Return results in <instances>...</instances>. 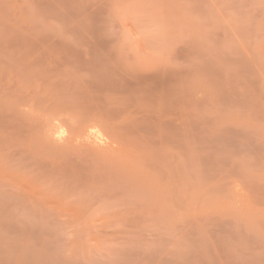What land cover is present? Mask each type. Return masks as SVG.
Here are the masks:
<instances>
[{"label": "bare ground", "instance_id": "obj_1", "mask_svg": "<svg viewBox=\"0 0 264 264\" xmlns=\"http://www.w3.org/2000/svg\"><path fill=\"white\" fill-rule=\"evenodd\" d=\"M0 9V140L10 144L17 137L15 144L24 146L23 154L37 157L47 186L65 196L62 202L69 195L78 207L144 208L154 212L158 222L168 221L166 216H170L172 225L203 216L208 218L203 225L210 228L209 215L214 220L215 215L208 209L206 213L186 207L188 158L201 160L203 146L236 150L263 144L260 139L253 141L258 146L252 144L250 137L252 126L264 129V31H260L262 27L252 31L255 11L251 0H0ZM255 40L261 52L257 58ZM258 129L254 132L257 138ZM2 141L1 149L7 146ZM3 171L0 169V207L31 208L37 216L48 204L61 208L58 198L48 199L47 192L46 197L36 186ZM258 191L256 197L260 194L263 200L264 188ZM189 209L193 215L198 211L202 215L198 212L193 217ZM57 211L49 212L54 224ZM65 217L68 222V215ZM222 218L226 217L216 220L219 226L212 224L213 230L225 221ZM227 220L223 223L226 228L231 224ZM183 224L178 228L188 226ZM236 238L229 240L241 250L239 245L254 243L245 240L238 244L241 240L236 243ZM262 248L258 250L263 254ZM225 249L223 256L231 253ZM243 251L245 255L250 250ZM188 252L187 256L192 255ZM253 252L245 256L235 252V260L243 256L246 262L254 257L251 262L257 264L259 258ZM261 257L259 264L264 263ZM220 259L211 261L220 264Z\"/></svg>", "mask_w": 264, "mask_h": 264}, {"label": "rangeland", "instance_id": "obj_2", "mask_svg": "<svg viewBox=\"0 0 264 264\" xmlns=\"http://www.w3.org/2000/svg\"><path fill=\"white\" fill-rule=\"evenodd\" d=\"M251 6L253 7V9L255 11V12H253V15L251 17V23L253 24L252 25V31H258L259 27L263 28V29L261 28L262 30H260V31H264V21H263V19H264V12H263L264 11V0H251ZM0 13H2L1 9H0ZM256 16H258V18ZM2 17H6V16L2 14ZM263 36H264V33H263ZM253 47H255L254 52L256 53V55L254 53V58H257L258 56L261 55V54H259L261 52L259 51L258 44L256 43V40L253 42ZM263 50H264V45H263ZM20 106L23 110V106L22 105H20ZM20 106H19V108H20ZM20 111H21V109H20ZM258 125L259 124H257V126ZM253 127H255V126H252L253 132L251 133L252 135L250 134L251 143L255 144V142H259V139H260V142H262L263 144H261V146L259 148H254L253 146L249 145L251 143L248 144L250 147H248V146L246 147V145H244L243 147L241 146L240 149H236V150H235V148H237V147H233L234 148L233 149L230 146L232 152L229 153L230 147H227V146L225 147L226 149H223L224 147H221V149L219 147V149H218V147L215 146L214 147L215 149H214L212 146H210V147L209 146H203V149L201 148V151H204V152H201L202 158H201V160H199L201 162H199L198 160H193V159H191L192 161H189L191 156L188 158L189 160L187 163L188 171H187L186 181H187V191L189 192V195L187 192L188 202H187L186 207H188V208L190 207V209H191V207L194 206V208L197 210L199 208H201L200 212L203 211L202 209H204V211H205V209L206 210L208 209L209 210L208 213L211 212L210 214L215 215V217H217V218L221 216V217H226L227 219L228 218L232 219V222H231V221H229V219L227 220L226 218H222L221 221L227 220V223L231 222V224L229 223V226L227 225V228L225 225H223V223L225 221L221 222V226L223 225L224 229L221 226L219 227L220 229L217 227V226H219V223H220L217 221H219V219L221 217L218 220H217V218L214 220L212 218L213 216L211 217L209 214H207L206 217H208V215H209V217L211 219H213L214 221L217 220L216 221L217 223H213V221H211V219L209 218V223L211 225H210V228L208 225H207L208 227H206V225L205 226L203 225V223H204L203 220L206 221V219H204L202 216V217H199L201 219L200 224H202V225H199L198 220H200V219L198 217L192 218V219L190 218L191 217L190 216L191 211L193 212V210H190V209H189L190 214H188L189 213V211H188L187 215L190 216L189 218L192 221H194L195 223L197 222L198 226H200V228L198 230H196L198 228L197 224L191 223L192 221L187 218L188 216L186 218L188 219V221L190 220V222H188L187 219L185 220V218H184L185 222L182 220L184 224L178 222L179 225L183 224L184 226L186 225V222H187L188 226H185L186 228L183 226L184 228L181 229L182 226H179L178 224L172 225L169 223L170 222L169 221L170 216H168V215L166 216L169 218V220H168L169 222L167 221V219L165 220V218H164V221H167L168 223H166V222L164 223V221H162V220H160L162 222H158L159 220L157 221L155 219V217H153L154 212L148 213L147 210H144V208L141 210V208L138 207L140 210L139 211V210H137L138 208L134 207V209H133L132 206H130V207L128 206L127 209L124 206L125 209H123V207H122V209H120V207H117V208L116 207H110V206L104 207V205L102 207L101 204H97L94 206L93 205H80V207H78V206H76L77 204L71 202L74 199V197H69V195H68V198L66 197L68 200L66 199L65 202H62V200L64 201V199H63L64 195L59 194V189L47 186V184H49V183L46 182L44 174L42 173V169L39 168V164L36 161L37 157L32 158L34 156H32L30 154L24 155L22 152L24 146L15 144L16 140L18 139L17 137H14L12 139V143H10V144L6 143L5 139L3 141L0 140V142L1 141L3 143L5 142L6 143L5 145L8 146L7 147V146L2 145V146H4L2 148V149H4V151H3L1 149V145H0V149H1L0 152H2V151L4 152V153H1V155H0V169L4 170L3 172H5V173L14 174V175L18 176L29 186H33V185L36 186L37 189H39L45 193L46 197L49 195L47 197L48 199H49V197L51 199H57L58 198L57 200L59 202V205L61 206V208L59 206H57V208L59 207L57 209V208H55L56 205L53 204L54 205V208H53V206L51 204H48L45 207L46 211H39L38 212L39 216H37L38 214L33 215L32 213H34V211L31 208H29L30 210H27L28 208H20V210H18L19 209L18 207H9L8 208V206L5 205L7 207L6 208L4 206H1L0 209H2V211H0V252H1L0 258H2V259L0 260V264H2V263L3 264H5V263L24 264V261H25V264H174L175 262H176L175 264H184V263H186V264H206V263L207 264H217L215 262L213 263L211 260L213 259V261H217L221 257H224L225 259H227L228 257L229 258L227 259L228 261L224 260V258H221L220 259L221 261L219 260L220 264H223V262H225V261L226 262L224 264H227V263L228 264L229 263L230 264H233V263L234 264H241V263L245 264L247 261H250L249 263L253 264V262H251V261H253L252 260L254 258L253 256H257V258L260 259V257L264 254V252L262 254V252L260 253V250H258V249L264 247V241H262L263 244L260 243L261 239L264 240V222H263L264 221V198H263V200H261L262 198L259 197L260 194H259V196H257L258 198L255 195V193L258 194V192H260L258 190H260L261 188H264V135H263L264 129L261 130L262 127L260 129H258L259 127L254 129ZM256 129H258L260 133L263 132L262 133L263 136L258 132L259 133L258 138L254 137V135L257 136L256 135L257 134ZM1 130H2V128H1ZM254 132H256V134H254ZM259 135H261V136H259ZM253 141H255V142L253 143ZM11 145L16 149L17 152L14 151L15 150L14 148H11L12 147ZM256 146H258V145H256ZM204 147H205V149H204ZM8 148L9 149L11 148L10 149L11 151ZM238 148H239V146H238ZM5 149H6V153H5ZM206 149L208 151L211 150L213 152H208V154H206V152H207ZM216 149H218V150H216ZM8 150H9V153L10 152L12 153L13 151L15 152V153L13 152V154H12L13 156L8 153ZM205 150H206V152H205ZM209 153H211V155ZM204 154H206L205 158L203 156ZM3 155H5V156H3ZM14 155H16L17 158L14 157ZM207 155H210V156H207ZM2 158H3V160H2ZM192 158H194V157H192ZM203 158H204V160H203ZM7 159H13L14 161L11 164V161L8 160L10 162L9 163L7 161ZM194 159H196V158H194ZM16 160H18L17 162L22 163L24 166H22V167L19 166V164L16 162ZM5 163L7 164L6 167H5ZM14 163H16V164L14 165ZM16 165L19 167V168L16 167L17 170L11 167V166H16ZM9 166H10V168H9ZM24 167H26V168H24ZM18 171H19V173H18ZM30 173H31V175H34V176L29 175ZM30 178H32V179H30ZM34 179H36V180H34ZM259 184H260V188L258 187ZM211 187H213V188H211ZM254 187H256L255 189H257V187L259 189L255 190ZM44 189H45V191H44ZM199 189H202V190L199 191ZM46 192L48 195L46 194ZM197 192L199 194H201V196L199 195L196 197L195 193L197 195ZM263 195H264V193H263ZM70 196H72V195H70ZM198 197L199 198L201 197V198L199 199ZM197 198H198V200H196ZM255 198H256V200L258 199V201H256ZM2 200H3V197H2ZM2 200H1V202H2ZM259 200H261V201H259ZM94 201H96V199ZM97 201H101V200H97ZM196 201H198V202H196ZM60 202H62V203H60ZM72 203L75 205H73ZM68 205H70V206H68ZM82 206L84 208H86L87 211H85ZM81 207H82V209H81ZM51 208H53V210ZM25 209H26V211H25ZM48 209H49V211H48ZM50 209L54 213H52V211ZM59 209H60V211H59ZM195 209H194V211H196ZM56 210H58L57 215H59L61 217L59 219V217L56 215L57 217L56 216H55L56 218L54 217V221L56 223L54 224L53 219H52L53 217L51 216V214L52 215L55 214ZM125 210H128V212ZM46 212L47 213L51 212V214L50 213L47 214ZM61 212H63L65 215H68V218H69V219L67 218L69 220L68 222H67V220L65 221V218L67 216L65 217V215H62ZM143 212H145V214ZM198 212H195V215ZM28 214H29V217H28ZM124 214L125 215L127 214L126 216H128V217L131 216V217L130 218L127 217V220H126V216H124ZM132 214L133 215L135 214V215L132 216ZM147 215H149V216L147 217ZM191 215L193 217L195 216L193 214H191ZM201 215H202V213H200L199 216H201ZM203 215L205 216L204 212H203ZM83 216H85V217H83ZM145 216L147 218L146 221H144L145 218H142ZM62 217H64V218H62ZM81 217L83 218V220L81 219ZM117 217H119L121 221H119V218H117ZM137 217L139 219H141V221ZM112 218H114L115 221ZM133 218H135V219H133ZM23 219L24 220L26 219L25 223L27 225L24 223V221L22 224L21 221ZM152 219L155 221H152ZM195 219H198V220L196 221ZM116 220H118V221H116ZM122 220H123L124 224H123ZM125 220H126V222H125ZM51 221L53 222L52 224H51ZM233 221L237 222V223H235L236 225L234 224ZM69 222L71 223V225H68V224H70ZM118 222H120L121 225H119ZM128 222L129 223L131 222V223L129 224ZM137 222H140V223H137ZM207 222H208V218H207L206 223ZM250 222H252V223H250ZM11 223H13V224H11ZM78 223H79V225H78ZM105 223H106V225H105ZM189 223L193 224L192 225L193 227H191L189 225ZM152 224H154V225H152ZM156 224L159 227L162 226L163 228L159 229V227ZM212 224H215V225L218 224L216 226V228H218V229L216 230L214 228V230H213ZM224 224H226V223H224ZM249 224H250V226H249ZM19 225H21V226H19ZM176 225H178V226L176 227ZM253 226H255V227L253 228ZM131 227H132V230H131ZM178 227H181V228H178ZM190 228L191 229L195 228V230H193V229L190 230ZM228 229L231 231L229 232ZM203 230L204 231L206 230L207 232L206 231L203 232ZM104 231H106V233ZM223 231L226 234H222V233H224ZM249 231H250L251 235L248 233ZM197 232L199 235L197 234ZM220 232L222 235L220 234ZM156 233L159 235H157ZM181 233H185V234H181ZM203 233L204 234L206 233V235L208 233L209 237H207L206 235H203ZM171 235H172V237H171ZM185 235H186V237H185ZM216 235H218V237ZM223 235L224 236L227 235L228 238L226 236L224 237ZM137 236H139V237H137ZM143 236H144V238H143ZM173 236L175 238H173ZM202 236L204 237V239H206V242L205 241L201 242L202 240H204L202 238ZM220 236H223L224 238H222ZM231 236H233V237H231ZM234 236L238 238V239L236 238L235 241L241 240V243L240 242L238 243L236 241V243H238V244H242V241L244 244L245 240L246 241L249 240L251 242H254V243H247L246 242L247 246L250 249L248 247H246V244H244L245 246L239 245V247L241 246V247H243V249L247 248L248 250H250V251H248V253L254 251L253 252L254 255L252 256L253 257L252 259L248 260V258H247V261L245 262L244 260L246 258L243 256L247 255L248 253H246L245 255H244V253L241 254L240 251H243V249L242 250H241V248L239 249L237 244H236V247L239 250L234 247L235 246L234 244L232 246V242L230 240L233 241L234 240L233 238H235ZM243 236H246V237L244 238ZM210 237H212V238H210ZM242 237L244 239H242ZM249 237H250V239H249ZM170 238H173V239H170ZM207 238L209 240H207ZM210 239L212 240V242ZM221 239H222V241H221ZM224 239H226V241H224ZM170 241H171V243H170ZM199 241L201 243H197ZM215 241L218 244H216ZM223 241L226 243H228L227 241L231 242L230 246H228V244H226V243L224 244ZM182 242H184V244ZM196 243H197V245H196ZM202 243L205 244V246H206L205 248L202 247L204 245V244L202 245ZM221 243H223V244H221ZM200 244H201V247L203 248L202 250H201ZM206 244L207 245L209 244L208 247ZM212 244L213 245L215 244V245L213 246ZM256 244L259 246V248H256V247H258V246H256ZM219 245H221V246H219ZM222 245H224L226 247L223 246V248L221 249ZM261 245H263V246L261 247ZM12 246L14 247V251L12 249L13 248ZM210 246L213 247V248L211 247L212 250L210 249ZM251 246L253 247V250H252ZM191 248L193 251L189 250ZM194 248H195V250H194ZM180 249H183V250H180ZM223 249H225L226 251H227V249L228 250L231 249L230 250L231 253L230 254L225 253V256H223V253L225 252ZM247 249H245V250L247 251ZM184 250H186L185 251L186 253L184 252ZM187 250H189V252L192 255H190ZM206 250H208V252ZM218 250L219 251L221 250L220 253ZM245 250L243 252H246ZM262 250H264V248H262ZM2 251H3V254H2ZM10 251H11V253H10ZM230 251H228V252H230ZM234 251L236 253H239L240 255H243V256L238 257L235 260V257H236L235 254L236 253ZM187 252H188L189 256H187ZM193 252H195V253H193ZM196 252H199L200 254L196 253ZM232 252L235 253V254L233 253V255H234L233 257L231 255ZM210 254H213V256ZM228 254L231 257L230 256L226 257V255H228ZM9 255L12 256V259H10V260H12L11 262H10V260H8L9 258H11V257H9ZM200 255H201V257H200ZM204 255H207L208 260H210V261H208L207 256L204 257ZM214 255H217L216 257H218V255H220V256L216 259ZM175 257L177 258V260ZM179 257L183 258V260ZM212 257H214L215 259ZM242 257H243V259H242ZM249 257H251V256H249ZM263 257H261V258H263ZM3 258H5V259H3ZM259 259H258V261H259ZM13 260H14V262H13ZM181 260H182V262H181ZM260 260L262 261V259H260ZM1 261H3V262H1ZM232 261H233V263H232ZM242 261H244V262H242ZM258 261L256 259L255 263L259 264ZM263 262H264V260H263Z\"/></svg>", "mask_w": 264, "mask_h": 264}]
</instances>
